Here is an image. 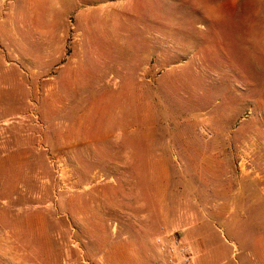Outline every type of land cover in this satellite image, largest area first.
Returning a JSON list of instances; mask_svg holds the SVG:
<instances>
[{"label": "rangeland", "instance_id": "374dc122", "mask_svg": "<svg viewBox=\"0 0 264 264\" xmlns=\"http://www.w3.org/2000/svg\"><path fill=\"white\" fill-rule=\"evenodd\" d=\"M264 264V0H0V264Z\"/></svg>", "mask_w": 264, "mask_h": 264}, {"label": "built area", "instance_id": "2783aa9c", "mask_svg": "<svg viewBox=\"0 0 264 264\" xmlns=\"http://www.w3.org/2000/svg\"><path fill=\"white\" fill-rule=\"evenodd\" d=\"M161 248L167 252L169 264H194L191 247L179 235L165 240Z\"/></svg>", "mask_w": 264, "mask_h": 264}]
</instances>
